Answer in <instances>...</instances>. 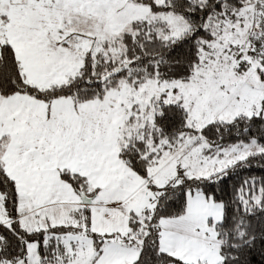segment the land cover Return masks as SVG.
<instances>
[{"label":"snow or ice","instance_id":"1","mask_svg":"<svg viewBox=\"0 0 264 264\" xmlns=\"http://www.w3.org/2000/svg\"><path fill=\"white\" fill-rule=\"evenodd\" d=\"M0 264H264V0H0Z\"/></svg>","mask_w":264,"mask_h":264}]
</instances>
